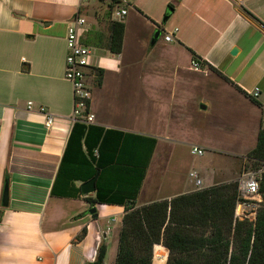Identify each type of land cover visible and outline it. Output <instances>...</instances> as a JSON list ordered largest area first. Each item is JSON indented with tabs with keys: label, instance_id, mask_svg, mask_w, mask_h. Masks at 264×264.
Segmentation results:
<instances>
[{
	"label": "crops",
	"instance_id": "crops-1",
	"mask_svg": "<svg viewBox=\"0 0 264 264\" xmlns=\"http://www.w3.org/2000/svg\"><path fill=\"white\" fill-rule=\"evenodd\" d=\"M75 16L85 18L92 50L94 119L83 153L124 135L156 142L137 208L237 181L264 129V0H129L119 54L108 48L116 21L99 1L0 0V264H94L101 244L114 264L125 207L90 206L96 193L83 195L82 182L52 195L74 126L65 68ZM41 108L54 117L50 130Z\"/></svg>",
	"mask_w": 264,
	"mask_h": 264
},
{
	"label": "trees",
	"instance_id": "trees-1",
	"mask_svg": "<svg viewBox=\"0 0 264 264\" xmlns=\"http://www.w3.org/2000/svg\"><path fill=\"white\" fill-rule=\"evenodd\" d=\"M123 35L124 25L114 22L108 44L110 52L120 53ZM92 73L99 86L101 73ZM87 130L90 132L92 127L74 124L52 195L67 197L74 182L87 183L99 173L96 196L86 198V202L90 206L125 207L116 264H152L156 245L169 251L167 264H264V209L259 211L254 225L234 221L237 181L137 208L136 199L156 142L124 135L123 141L113 148L100 145L93 151L88 146L85 155L82 141L88 136ZM140 141L148 146H141ZM71 152L78 153L80 159L68 158ZM247 158L264 164V129ZM260 193L264 195V176ZM200 229H210L209 236ZM106 254L107 248L101 244L94 264H105Z\"/></svg>",
	"mask_w": 264,
	"mask_h": 264
},
{
	"label": "built area",
	"instance_id": "built-area-1",
	"mask_svg": "<svg viewBox=\"0 0 264 264\" xmlns=\"http://www.w3.org/2000/svg\"><path fill=\"white\" fill-rule=\"evenodd\" d=\"M86 1V0H84ZM109 7L113 19L116 22H122L127 15L129 0H96ZM88 26L84 17L75 16L70 22L67 37V56L65 68V80L71 85L73 95V113L71 121L73 124L80 123L90 125L93 123V115L90 112V103L92 98L91 87L88 84V71L92 69V50L89 46L83 43V37L87 32ZM172 35H166L165 42H171ZM192 69L200 70V62L193 60ZM260 95L259 89H255L252 98L257 99ZM28 109H32V103H28ZM40 112L45 116V128L50 130L54 125V117L46 113L45 109L41 108ZM262 128H264V119H262ZM193 155L202 156L203 151L194 148L191 152ZM194 176V175H192ZM261 173L248 172L244 173L238 180V201L234 211L235 222L254 223L260 210L264 209V195L260 193ZM195 184L198 188L201 186V181L196 180ZM99 248V247H98ZM161 247L154 246V260L165 261V256L158 253ZM164 249V248H163Z\"/></svg>",
	"mask_w": 264,
	"mask_h": 264
},
{
	"label": "rangeland",
	"instance_id": "rangeland-1",
	"mask_svg": "<svg viewBox=\"0 0 264 264\" xmlns=\"http://www.w3.org/2000/svg\"><path fill=\"white\" fill-rule=\"evenodd\" d=\"M262 119H264V117H262ZM248 172H258V173H261L262 176H264V164H259V163L256 164V162L253 161V160H247V163L245 164V169H244L243 173H248ZM261 180H262V178H261ZM250 224L254 225V223H250ZM121 228H122V224H121ZM121 228H120V232H121ZM210 231H211L210 229H207V230L200 229L201 233L206 232L205 233L206 236H209ZM120 232H119V236H118V241L116 240V243L114 242V246L116 247V252H117V253H115V257H114V264H116L117 257H118ZM160 246H162V245H160ZM158 253H163L162 249H158ZM169 256H170V254H169V251H168L167 259L164 262L163 261L160 262V260H154V247H153V250H152V264H167L168 260H169ZM111 262H113V260Z\"/></svg>",
	"mask_w": 264,
	"mask_h": 264
},
{
	"label": "water",
	"instance_id": "water-1",
	"mask_svg": "<svg viewBox=\"0 0 264 264\" xmlns=\"http://www.w3.org/2000/svg\"><path fill=\"white\" fill-rule=\"evenodd\" d=\"M159 36H160V32H156L154 37H153V40H152V45L156 43ZM97 178H98V175H96L91 181L84 183L81 186V192L83 195H91V194L95 193V191H96L95 184H96ZM2 205L4 208H6L8 206V185H6L5 189H4ZM88 213L93 219H95L97 217V211L95 208H91L88 211Z\"/></svg>",
	"mask_w": 264,
	"mask_h": 264
}]
</instances>
